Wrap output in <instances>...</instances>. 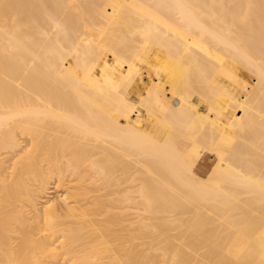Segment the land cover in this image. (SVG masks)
Returning a JSON list of instances; mask_svg holds the SVG:
<instances>
[{"label":"bare ground","instance_id":"bare-ground-1","mask_svg":"<svg viewBox=\"0 0 264 264\" xmlns=\"http://www.w3.org/2000/svg\"><path fill=\"white\" fill-rule=\"evenodd\" d=\"M0 264H264V0H0Z\"/></svg>","mask_w":264,"mask_h":264},{"label":"rangeland","instance_id":"rangeland-1","mask_svg":"<svg viewBox=\"0 0 264 264\" xmlns=\"http://www.w3.org/2000/svg\"><path fill=\"white\" fill-rule=\"evenodd\" d=\"M144 71H145V72H144ZM144 73H145V74H144ZM249 74L251 75V77L248 78V81H249L250 83H254V82L256 81V76H255L254 74L250 73V72H249ZM151 75H152V74H151ZM149 78H150V73H148L147 70L144 69V70H143V80H142L140 83L142 84V83H144V82H147V81L149 80ZM246 79H247V77H246ZM240 96L243 97V96H244V92H240ZM211 159H212V158H208L207 161L212 162Z\"/></svg>","mask_w":264,"mask_h":264}]
</instances>
